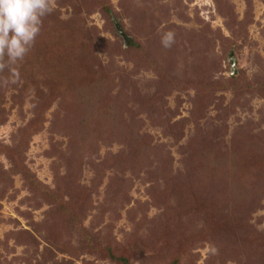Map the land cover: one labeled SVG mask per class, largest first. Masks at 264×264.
I'll return each mask as SVG.
<instances>
[{
    "label": "rangeland",
    "instance_id": "1",
    "mask_svg": "<svg viewBox=\"0 0 264 264\" xmlns=\"http://www.w3.org/2000/svg\"><path fill=\"white\" fill-rule=\"evenodd\" d=\"M19 72L0 264H264V0H56Z\"/></svg>",
    "mask_w": 264,
    "mask_h": 264
},
{
    "label": "clouds",
    "instance_id": "2",
    "mask_svg": "<svg viewBox=\"0 0 264 264\" xmlns=\"http://www.w3.org/2000/svg\"><path fill=\"white\" fill-rule=\"evenodd\" d=\"M56 0H0V87L20 79L19 66L30 53L41 32L43 19L50 15ZM175 34L166 32L161 44L169 48Z\"/></svg>",
    "mask_w": 264,
    "mask_h": 264
},
{
    "label": "water",
    "instance_id": "3",
    "mask_svg": "<svg viewBox=\"0 0 264 264\" xmlns=\"http://www.w3.org/2000/svg\"><path fill=\"white\" fill-rule=\"evenodd\" d=\"M120 35L123 37L122 34H120ZM123 40H124V43H127V39L125 37H123Z\"/></svg>",
    "mask_w": 264,
    "mask_h": 264
}]
</instances>
